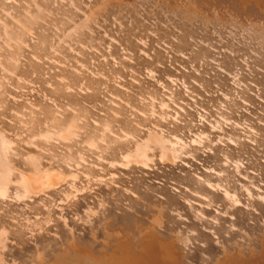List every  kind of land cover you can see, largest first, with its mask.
Segmentation results:
<instances>
[{"label": "bare ground", "instance_id": "bare-ground-1", "mask_svg": "<svg viewBox=\"0 0 264 264\" xmlns=\"http://www.w3.org/2000/svg\"><path fill=\"white\" fill-rule=\"evenodd\" d=\"M0 264H264V0H0Z\"/></svg>", "mask_w": 264, "mask_h": 264}, {"label": "rangeland", "instance_id": "rangeland-1", "mask_svg": "<svg viewBox=\"0 0 264 264\" xmlns=\"http://www.w3.org/2000/svg\"><path fill=\"white\" fill-rule=\"evenodd\" d=\"M227 2H228V1H227ZM228 4H229L231 7L235 8V5H234V4H232V3H230V2H228Z\"/></svg>", "mask_w": 264, "mask_h": 264}]
</instances>
